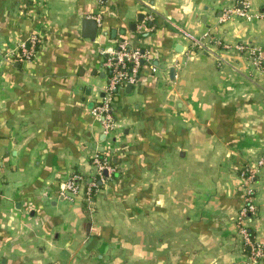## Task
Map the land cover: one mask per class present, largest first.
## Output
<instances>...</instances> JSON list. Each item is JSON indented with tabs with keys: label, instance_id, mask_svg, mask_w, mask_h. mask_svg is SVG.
Returning <instances> with one entry per match:
<instances>
[{
	"label": "crops",
	"instance_id": "1",
	"mask_svg": "<svg viewBox=\"0 0 264 264\" xmlns=\"http://www.w3.org/2000/svg\"><path fill=\"white\" fill-rule=\"evenodd\" d=\"M244 3L264 14V0H0V264H247L248 190L264 247V67L215 45L264 57V16L222 21ZM33 36V61H5ZM126 38L157 72L117 92L105 136L92 115L102 51ZM95 153L119 178L91 200L66 196Z\"/></svg>",
	"mask_w": 264,
	"mask_h": 264
},
{
	"label": "built area",
	"instance_id": "2",
	"mask_svg": "<svg viewBox=\"0 0 264 264\" xmlns=\"http://www.w3.org/2000/svg\"><path fill=\"white\" fill-rule=\"evenodd\" d=\"M264 14L252 13L250 5L243 4V9L233 8L226 9L223 13L222 21H226L231 17L252 19L261 18ZM149 19H152L150 16ZM184 37L190 40L193 47L205 48L207 44L203 38H198L191 33L182 32ZM40 39L37 36L31 37L27 43L20 45L19 51L14 54L5 56V61H9L13 57L20 62H31L38 54ZM217 47H222L227 51H237L249 55L258 67H264V57L261 51L255 47L245 44H226L221 40H215ZM212 46H208V49ZM103 66L108 73L107 85L105 88L104 97L95 105L92 110V115L100 123L102 132L105 136H109L116 128L117 122L115 120V106L114 98L117 92L128 85L135 86L138 84L142 72L145 67L156 73L157 69L152 64L149 52L141 47L133 44V42L126 38L117 41L109 48L103 49ZM3 60H0V67ZM93 173L89 178H84L80 174H74L70 177L64 186V193L66 196L73 197L82 193L81 195L86 200H91L93 196L99 192L100 184L104 183L114 173L116 167L113 165L111 158L107 155L95 153L91 157ZM264 165V156L258 161V166ZM108 174V176L105 175ZM257 173L253 170L250 173L248 180L252 181ZM257 214L256 205L253 202V193L251 190L246 192L244 203L239 209L236 216V228L241 236L242 242L247 250L248 261L247 264H260L264 257V247L256 240L250 229L249 222Z\"/></svg>",
	"mask_w": 264,
	"mask_h": 264
},
{
	"label": "trees",
	"instance_id": "3",
	"mask_svg": "<svg viewBox=\"0 0 264 264\" xmlns=\"http://www.w3.org/2000/svg\"><path fill=\"white\" fill-rule=\"evenodd\" d=\"M80 175H82L81 173H79ZM84 178H89L90 176H84V175H82ZM112 177H113V179H117V178H119V174L116 172V173H114L113 175H112ZM100 188H101V186H100ZM83 199H85L84 197H83Z\"/></svg>",
	"mask_w": 264,
	"mask_h": 264
},
{
	"label": "water",
	"instance_id": "4",
	"mask_svg": "<svg viewBox=\"0 0 264 264\" xmlns=\"http://www.w3.org/2000/svg\"><path fill=\"white\" fill-rule=\"evenodd\" d=\"M91 22L88 20V19H86L85 21H84V25H89ZM98 29V28H97ZM129 86H131V85H129ZM105 175L107 176L108 174L107 173H105Z\"/></svg>",
	"mask_w": 264,
	"mask_h": 264
}]
</instances>
